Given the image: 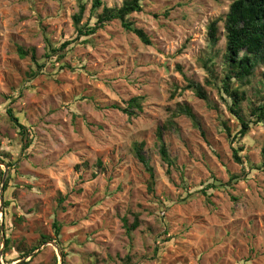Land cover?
<instances>
[{"label": "rangeland", "instance_id": "obj_1", "mask_svg": "<svg viewBox=\"0 0 264 264\" xmlns=\"http://www.w3.org/2000/svg\"><path fill=\"white\" fill-rule=\"evenodd\" d=\"M77 1L0 0V194L5 172L10 182L0 264H60L51 244L23 258L43 237L63 264H264V125L236 143L244 148L237 163L227 130L235 135L240 124L225 93L208 85L205 67L221 88L224 21L235 0H143V11L129 19L152 45L114 21L89 41H74L62 60L50 59L51 46L76 38ZM84 3L86 22L92 0ZM216 19L220 42L213 46L208 25ZM18 47L34 50L42 67ZM64 63L71 68L60 69ZM249 82L244 115L251 103H264V66ZM136 97L143 111L130 117L123 109ZM9 110L25 126L24 140ZM169 121L170 171L157 143ZM136 143L154 170V193ZM137 213L140 226L129 233L124 220L132 225Z\"/></svg>", "mask_w": 264, "mask_h": 264}, {"label": "trees", "instance_id": "obj_2", "mask_svg": "<svg viewBox=\"0 0 264 264\" xmlns=\"http://www.w3.org/2000/svg\"><path fill=\"white\" fill-rule=\"evenodd\" d=\"M78 12L73 16L75 27V40H66L60 46H51L50 53L47 57L52 59L53 57L62 60L67 54L69 46L74 41L86 38L89 41L91 37L97 34L98 31L104 29L114 21H119L123 29L127 32L135 34L143 44L152 45L150 37L145 33L143 29L137 28L130 21L129 16L133 13H139L143 11V0H124L121 7L109 8L104 5L103 0H92V8L90 16L86 22L84 17L87 11V4L84 0H78ZM101 10V11H100ZM221 20L216 19L208 25V41L211 45L215 46L220 42L219 36V23ZM225 29V52L223 54V77L221 78V88L217 84V75H215L212 66H209L205 62V67L210 74V78L207 79L208 85L223 91L228 97L229 101L225 100L229 112L239 121L240 129L237 134L233 135L230 129L227 130L228 137L231 140L233 148V157L239 164H243V158L241 153L244 152L243 147H236V143L244 140L251 131L253 125H264V103L255 104L251 103L248 108V114L244 115L242 106L247 100L246 88L249 86V79L254 77L256 70L259 66H264V0H235L230 5L229 11L224 21ZM88 39V40H87ZM18 53L20 57L26 58L31 56L37 67L40 66L34 50H25L22 47H18ZM212 62V58L209 59ZM215 66V65H214ZM71 68L64 63L60 69ZM37 72L33 70V78L37 76ZM235 81L238 86L235 87ZM250 83V82H249ZM191 89L196 91L197 96L205 101H209V97L205 91L199 86L190 85ZM143 104L142 98L136 97L128 102V108L123 109V112L130 117H134L137 114L135 112H142ZM179 114H185L191 119H194L191 109L184 105H179ZM9 116L12 122L18 127L22 139L26 138L25 126L14 115L12 110H9ZM178 116V115H176ZM173 123L169 121L164 128L159 129L157 132V143L159 147V153L162 161L168 166L169 171L176 166V161L170 155L167 145L164 140V133L166 130L170 131L173 128ZM25 150L30 148V145H25ZM144 144H134L133 153L138 160L146 167L150 173L149 191L154 193L155 191V174L154 170L150 167L148 159L144 153ZM262 166H264V147L262 149ZM12 165V164H11ZM8 164L9 167H11ZM101 166V164L99 163ZM3 172L0 175L3 176ZM10 187L8 180L4 187V193L6 194ZM64 199L59 200V205H63ZM9 205L8 201H5V208ZM140 213L136 214L135 221L132 225L128 224V220L125 219V227L127 232L131 233L140 226ZM56 234H59L62 225L58 222L55 223ZM52 239L49 237H43L42 243L38 246L25 249L22 251V256L28 257L31 253L37 250L40 246L48 243ZM10 240L7 239V249L10 247ZM66 256H64L65 258ZM127 262L131 264V259H127ZM57 264V258L56 262Z\"/></svg>", "mask_w": 264, "mask_h": 264}, {"label": "water", "instance_id": "obj_3", "mask_svg": "<svg viewBox=\"0 0 264 264\" xmlns=\"http://www.w3.org/2000/svg\"><path fill=\"white\" fill-rule=\"evenodd\" d=\"M5 169L8 170V166L5 165ZM5 184H6V172H5V176H4V179H3V184H2L1 194H0V202H1L0 212H2L3 214H4V187H5ZM2 230H3V238L5 239L4 226L3 225H2ZM49 244H51V245H53L54 247L57 248V250L59 252V256H60V264H63L62 252L59 250V248L57 247V245L54 242H49V243L45 244V246H47ZM41 249L42 248H39L37 250V252H34L32 254V256L37 254ZM2 254H3V250L1 251V256H2ZM1 256H0V258H1Z\"/></svg>", "mask_w": 264, "mask_h": 264}]
</instances>
